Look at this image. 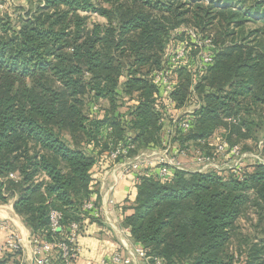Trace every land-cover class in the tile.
Returning a JSON list of instances; mask_svg holds the SVG:
<instances>
[{"label":"trees","instance_id":"trees-1","mask_svg":"<svg viewBox=\"0 0 264 264\" xmlns=\"http://www.w3.org/2000/svg\"><path fill=\"white\" fill-rule=\"evenodd\" d=\"M0 1V204L14 198V212L31 235L51 239V209L61 212L65 231L76 221L82 233V206L95 192L90 175L95 158L84 144L101 141L109 149L125 141L128 130L135 143L131 154L159 144L161 110L154 102L164 104L163 97L149 69L141 74L134 66L159 65L173 25L188 12L196 25L217 26L220 35L238 28L240 42L220 48L197 85L201 102L189 115L190 127L177 129L175 139L207 154L214 153L209 140L220 130L235 144L257 145L264 118V0H36L17 29L10 1ZM214 2L222 6L211 11ZM80 11L97 12L107 21L88 25ZM252 15L259 26L243 36ZM187 95L186 83L170 93L177 106ZM86 96L107 100L103 118L85 112ZM125 97L137 100L130 110L118 101ZM106 124L113 134L100 139ZM257 150L264 160V139ZM226 173L173 169L164 178L156 172L142 177L124 218L133 240L163 264H264V163ZM249 204L262 233L232 249L237 220ZM11 262L0 252V264Z\"/></svg>","mask_w":264,"mask_h":264},{"label":"crops","instance_id":"crops-1","mask_svg":"<svg viewBox=\"0 0 264 264\" xmlns=\"http://www.w3.org/2000/svg\"><path fill=\"white\" fill-rule=\"evenodd\" d=\"M125 78L122 86L119 87V91L123 90ZM125 102H122L124 110L133 107L137 100L125 97ZM99 100V99H97ZM104 100L107 104L104 106L94 105L91 107L88 115L96 118H103L105 116V109L109 106L107 100ZM164 104L158 99L154 102V107L160 109L159 125L161 123V139L157 145H148L143 148H151L159 150L158 153L162 154L163 149L167 143L171 148L169 149V155H177L174 153L176 148H180L181 144L175 139V131L172 135H168L167 131L172 128V122L174 118H181L186 116L187 112L192 111L186 104L177 106L176 102L171 99L163 97ZM167 111V112H166ZM163 120H162V119ZM113 126L106 124L102 127L101 133L98 138L103 139L105 135L113 134ZM130 136H133V132L127 131ZM131 138V137H130ZM202 143H204L202 141ZM187 146L191 149L192 153L194 145L192 142L187 143ZM83 149L94 155L95 161L90 169L91 180L93 183V189L95 192L92 194V202L99 209L100 216L93 217L92 220L87 219L89 217L87 213L81 214L84 217L83 231L80 233L77 241L78 252L76 258L72 264H103L102 261H106L114 252H122L125 255H129L132 252L137 243L130 235L128 227L124 223L125 216L132 212L131 205L135 200L137 194V186L142 177H148L157 173V167H141L137 170H131L122 176L120 172L122 166L120 162L113 161L107 157V148H102L101 141L95 143L91 141L84 144ZM186 156L177 155L180 161L189 169L193 168L191 154ZM12 200V201H11ZM7 206L4 207L3 217L8 219V223L16 229L22 239V252L10 258L15 260L16 264H30V231L22 219L14 212L13 202L14 198H11ZM2 233V232H0ZM3 234H0V240L2 242ZM129 253V254H128ZM130 261L122 264H146V262L138 256L129 255Z\"/></svg>","mask_w":264,"mask_h":264},{"label":"rangeland","instance_id":"rangeland-1","mask_svg":"<svg viewBox=\"0 0 264 264\" xmlns=\"http://www.w3.org/2000/svg\"><path fill=\"white\" fill-rule=\"evenodd\" d=\"M11 6L9 7L11 12V20L13 23V28L17 29L19 25V20L22 18H26L30 11L34 10L36 0H9ZM208 4V0H201ZM1 2V1H0ZM97 2V0H96ZM105 4V3H103ZM106 5V4H105ZM217 6V7H216ZM222 6L219 2H214V8H211V11H216L219 7ZM81 15H86L88 17V25L92 23H99L105 24L106 18L97 12L93 11H80ZM252 18L248 20L244 25V32L243 36L247 35L248 32L256 27L259 26V23L253 22L257 15H252ZM260 17V16H259ZM178 23H175L171 29L170 35L166 38L164 44V50L160 55V64L159 65H148V66H139L135 65L134 68L138 70L139 73H144L147 69H149L148 76L150 77L152 83L157 86H171V92L178 89L180 85L186 83L187 88V98L185 103L187 106H192V109H197L201 102V93L200 88H197L198 83L202 81V77L208 75L210 72V67L214 62V58L217 53L220 51V48L223 45L230 44L232 41L240 42V30L238 28H226L222 29V34H219V28H215L217 26L207 24V22H203L200 25H196V23L191 18V13H187L185 16L178 18L176 20ZM253 35H250L248 39H252ZM152 53V52H150ZM153 59L155 58L154 54ZM130 60L124 62V69L123 75L119 79L118 89L123 84V80L126 77L127 69L129 68L128 63ZM132 67V66H130ZM183 68L186 72L180 75L179 69ZM186 77V78H185ZM157 81V82H155ZM208 91H214L213 88L207 87ZM172 96V95H171ZM126 98L119 99L118 101L125 102ZM85 104V112L88 114L91 107L94 105H99L102 107L107 103L104 100H93L88 96L84 99ZM260 122V121H259ZM256 136L259 140L257 145H252L251 142L248 140L247 142H241L239 144H235L231 139L230 141L226 140L225 136L223 135L222 130L217 131L214 133L213 136L210 137L209 140V147H216L219 143H226L227 147H231L234 145H238L241 152L247 154L244 156L239 164L243 169L249 163L251 164L252 159L248 155L250 153L256 154L258 153L257 149L260 147L261 140L264 139V118L262 120V129L260 128L259 132ZM234 143V144H233ZM254 146V147H251ZM247 146V147H246ZM215 152V151H213ZM210 154V153H209ZM210 155H213L211 153ZM226 159H229L226 156ZM231 159V158H230ZM230 163H233V161ZM232 160V159H231ZM230 172L229 169H225ZM10 177H15L13 174H10ZM11 200V199H9ZM12 201V200H11ZM9 203L0 204V218L4 219L8 223V219L3 217V213L1 212L4 210V207L7 206ZM259 217L255 211V207L252 204L246 206L243 214L237 220V228L236 233L234 236L233 244L231 245L232 249H236L237 245L240 242H245L250 239H254L256 237H260L263 229V224L259 222ZM10 224V223H8ZM11 226V225H10ZM0 234L5 233V231L0 230ZM6 234L3 235V237ZM4 238H2L3 240ZM1 242V240H0ZM7 258L10 260L11 257L18 255L19 253L15 252H5ZM11 264L13 263L14 260Z\"/></svg>","mask_w":264,"mask_h":264},{"label":"built area","instance_id":"built-area-1","mask_svg":"<svg viewBox=\"0 0 264 264\" xmlns=\"http://www.w3.org/2000/svg\"><path fill=\"white\" fill-rule=\"evenodd\" d=\"M4 5L0 2V10ZM157 82V81H155ZM161 96L170 98L171 86H159ZM190 112H187L184 117L174 118L172 122V128H169L167 133L172 135L177 129L181 131H187L190 127L189 115L193 113L195 109L190 106ZM167 112V111H166ZM162 119V118H161ZM163 120V119H162ZM261 143V142H260ZM135 148V143L128 137L125 141L118 140L113 143L107 151V157L113 161L120 162L122 169L120 176L131 171L137 170L141 167H157V175L160 178L166 177L173 169H182L188 171H208L215 170L220 171L223 169H229L231 172L240 174L243 172V167L239 164L247 154L242 153L238 145L227 147L226 143H218L214 149L213 155L200 151L197 148L191 149L188 146L176 148L175 154L180 156H186L188 153L192 157L193 168L186 167L178 158L177 155H169V143L164 147L162 154L158 153L159 150L151 148H140L133 154L131 150ZM190 151V152H189ZM226 156L230 161H227ZM253 158L251 164L257 162L264 163L259 153L248 155ZM12 175V174H11ZM82 211L84 214L88 212L94 216L99 217L100 212L92 200H86L83 203ZM83 214V213H82ZM61 212L57 209H51L49 212V230L51 233V239H44L40 235H29V242L31 245L30 264H56L55 259H60L64 264H72L73 260L77 256L78 247L77 241L80 235L79 222L72 221L67 225L66 231L61 225ZM0 230L5 231V236L2 242H0V252H22V239L16 229L7 223L4 219L0 218ZM131 253V254H129ZM129 255H136L143 259L146 264H163L162 260L158 256H152L147 254V250L137 244ZM125 255L122 252H114L106 261H102L103 264H122L130 261V256Z\"/></svg>","mask_w":264,"mask_h":264}]
</instances>
